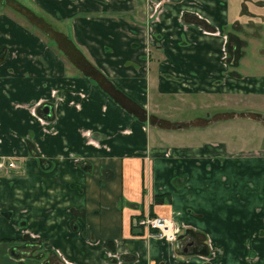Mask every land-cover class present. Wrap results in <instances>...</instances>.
<instances>
[{"label": "crops", "instance_id": "0c3cea01", "mask_svg": "<svg viewBox=\"0 0 264 264\" xmlns=\"http://www.w3.org/2000/svg\"><path fill=\"white\" fill-rule=\"evenodd\" d=\"M0 5V264H264V148L164 146L152 124L161 97L264 98V0Z\"/></svg>", "mask_w": 264, "mask_h": 264}, {"label": "rangeland", "instance_id": "374dc122", "mask_svg": "<svg viewBox=\"0 0 264 264\" xmlns=\"http://www.w3.org/2000/svg\"><path fill=\"white\" fill-rule=\"evenodd\" d=\"M11 2V0H7ZM6 12L7 9H5ZM0 5V12L4 13ZM25 16L22 9L17 7L12 14L23 22L19 13ZM10 13V12H9ZM35 22V21H34ZM27 24V22H26ZM29 26V25H28ZM31 27V26H30ZM261 60V61H258ZM252 65L264 61L263 57L251 56ZM250 65V66H252ZM252 69V67H248ZM230 94L228 96H195L177 97L176 95L154 100L159 107V112L153 114L152 124L159 128L171 129L163 131L161 142L164 146H204L213 144H225L229 150H260L264 148V98H251ZM152 97V99H154ZM154 112L156 110H153ZM230 111L234 117L229 115L220 116L223 121L213 122L214 113ZM230 114V113H229ZM250 116L245 117L244 116ZM242 116V117H241ZM252 118V119H251ZM255 121H254V120ZM213 122V124H212ZM212 124V125H211ZM208 125V126H206ZM153 133L151 129L153 142ZM158 142L159 139H154Z\"/></svg>", "mask_w": 264, "mask_h": 264}, {"label": "built area", "instance_id": "2783aa9c", "mask_svg": "<svg viewBox=\"0 0 264 264\" xmlns=\"http://www.w3.org/2000/svg\"><path fill=\"white\" fill-rule=\"evenodd\" d=\"M14 163L0 162V173L5 170L14 169ZM133 225L136 229L146 231L150 236L159 240L173 243L178 234V226L171 220L159 217H140L134 220Z\"/></svg>", "mask_w": 264, "mask_h": 264}, {"label": "trees", "instance_id": "16d2710c", "mask_svg": "<svg viewBox=\"0 0 264 264\" xmlns=\"http://www.w3.org/2000/svg\"><path fill=\"white\" fill-rule=\"evenodd\" d=\"M22 11H23V13H25V17L30 21V23L33 24L34 26H37L36 21H35L36 19H34L33 16H30V13L28 12V10L22 9ZM168 199H170V197L167 194H163V195H160V196L157 195L154 198V203L155 204H160V203H163L164 200H168Z\"/></svg>", "mask_w": 264, "mask_h": 264}, {"label": "flooded vegetation", "instance_id": "af4514ba", "mask_svg": "<svg viewBox=\"0 0 264 264\" xmlns=\"http://www.w3.org/2000/svg\"><path fill=\"white\" fill-rule=\"evenodd\" d=\"M49 118V117H48ZM0 162H3L4 164H6V163H10V160H7V159H0ZM13 163V162H12ZM15 165V164H14ZM14 169H16V165H15V168ZM178 226V225H177ZM178 229H179V231H178V234H177V236H176V240H175V242H173L172 244L174 245V244H176L177 243V241H178V237H180V235H181V227H179L178 226ZM201 252H203V250L202 251H200V252H197L198 254H195V255H193V256H206V254H201ZM188 258L189 257H191V256H187Z\"/></svg>", "mask_w": 264, "mask_h": 264}, {"label": "water", "instance_id": "95a60500", "mask_svg": "<svg viewBox=\"0 0 264 264\" xmlns=\"http://www.w3.org/2000/svg\"><path fill=\"white\" fill-rule=\"evenodd\" d=\"M43 113L46 117H49V109L48 108L44 109ZM45 264H49V263H45Z\"/></svg>", "mask_w": 264, "mask_h": 264}]
</instances>
